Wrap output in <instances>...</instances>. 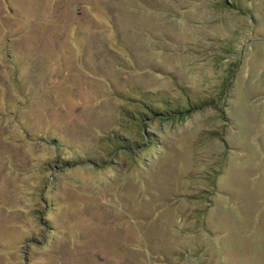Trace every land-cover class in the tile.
<instances>
[{
    "label": "rangeland",
    "instance_id": "374dc122",
    "mask_svg": "<svg viewBox=\"0 0 264 264\" xmlns=\"http://www.w3.org/2000/svg\"><path fill=\"white\" fill-rule=\"evenodd\" d=\"M0 264H264V0H0Z\"/></svg>",
    "mask_w": 264,
    "mask_h": 264
},
{
    "label": "trees",
    "instance_id": "16d2710c",
    "mask_svg": "<svg viewBox=\"0 0 264 264\" xmlns=\"http://www.w3.org/2000/svg\"><path fill=\"white\" fill-rule=\"evenodd\" d=\"M145 96L146 99L143 102L142 109L136 112L137 116L134 113L131 114V118L135 119V121L141 126H144L148 118L150 119L152 117H157L161 119H174L183 117L191 114L197 109L205 107L206 105H212L216 102L214 98H190L188 95H186L185 101H175V99H166L162 97L161 94H159L158 99L155 100L158 103L155 104L153 102L151 103L150 101L151 97H153V94L147 93ZM54 142H56L55 139ZM120 147L127 150L131 149L130 145Z\"/></svg>",
    "mask_w": 264,
    "mask_h": 264
}]
</instances>
